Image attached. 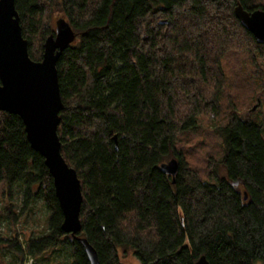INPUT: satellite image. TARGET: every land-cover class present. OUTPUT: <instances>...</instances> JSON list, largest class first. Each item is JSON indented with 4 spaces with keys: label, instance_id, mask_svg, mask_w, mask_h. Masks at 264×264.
Masks as SVG:
<instances>
[{
    "label": "trees",
    "instance_id": "16d2710c",
    "mask_svg": "<svg viewBox=\"0 0 264 264\" xmlns=\"http://www.w3.org/2000/svg\"><path fill=\"white\" fill-rule=\"evenodd\" d=\"M239 2L264 8V0H15L33 60L58 23L74 36L57 62L58 134L81 180L79 236L99 264H123L122 246L141 264H195L202 255L264 264V113L252 110L260 101L264 109V43L237 18ZM174 157L175 183L161 169ZM17 181L22 212L42 197L50 216L29 252L66 243L75 264H91L61 228L52 175L22 119L0 110V196L11 197Z\"/></svg>",
    "mask_w": 264,
    "mask_h": 264
},
{
    "label": "water",
    "instance_id": "95a60500",
    "mask_svg": "<svg viewBox=\"0 0 264 264\" xmlns=\"http://www.w3.org/2000/svg\"><path fill=\"white\" fill-rule=\"evenodd\" d=\"M235 14L255 40L264 43V8L249 11L239 2ZM73 38L70 24L58 23L55 33L45 41L42 60H33L28 40L23 36L15 0H0V110L22 119L31 147L44 157L52 175L55 194L64 215L62 230L82 243L91 264H99L97 250L86 236H79L82 230L81 180L76 169L64 158L58 134L64 102L57 62ZM161 169L175 183L180 162L176 157L171 158L161 164ZM247 199L245 191L244 200ZM195 264L210 263L202 255Z\"/></svg>",
    "mask_w": 264,
    "mask_h": 264
},
{
    "label": "rangeland",
    "instance_id": "374dc122",
    "mask_svg": "<svg viewBox=\"0 0 264 264\" xmlns=\"http://www.w3.org/2000/svg\"><path fill=\"white\" fill-rule=\"evenodd\" d=\"M235 103L241 107V101ZM255 106L256 108L252 110L255 112V116L261 119L264 113L262 102L260 101V104L256 103ZM241 109L242 107L238 108V110ZM221 117V115H218L213 120L212 126L222 125L223 119ZM201 123L207 124L205 121ZM218 173L220 176H226L227 172L221 164L218 166ZM23 200V181H17L13 184L11 197L4 198L0 196V264H75L73 249L66 243H59L37 256L29 252L30 242L42 237L48 232L50 216L42 197L35 199L29 205L28 210L24 212H22ZM10 209L16 215L21 214L18 215L17 220H14L9 215ZM12 240H18L22 245V251L11 247L9 243ZM120 256L123 264H141L136 250L132 247L122 246L120 248ZM255 264L263 263L257 261Z\"/></svg>",
    "mask_w": 264,
    "mask_h": 264
},
{
    "label": "bare ground",
    "instance_id": "6f19581e",
    "mask_svg": "<svg viewBox=\"0 0 264 264\" xmlns=\"http://www.w3.org/2000/svg\"><path fill=\"white\" fill-rule=\"evenodd\" d=\"M178 159V158H177ZM198 261V260H197Z\"/></svg>",
    "mask_w": 264,
    "mask_h": 264
}]
</instances>
